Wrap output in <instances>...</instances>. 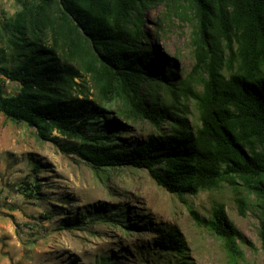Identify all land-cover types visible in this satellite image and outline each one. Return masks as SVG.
<instances>
[{"label": "trees", "instance_id": "1", "mask_svg": "<svg viewBox=\"0 0 264 264\" xmlns=\"http://www.w3.org/2000/svg\"><path fill=\"white\" fill-rule=\"evenodd\" d=\"M15 1L19 9L0 23L13 62L0 58V77L19 85L6 94L0 84L4 117L87 163L98 178L111 169H144L182 199L226 186L241 215L248 201L260 210L264 243V0ZM157 5L164 19L190 25L193 64L184 75L174 61L161 68L164 59L145 30L147 11ZM83 77L90 94L85 80L76 81ZM187 101L195 123L187 119ZM136 120L152 127L137 142L125 139ZM17 186L24 197L41 198L36 174ZM89 220L128 233L149 229L160 251L179 255L186 248L178 230L131 221L125 205H94L57 229ZM205 222L232 256L241 255L240 232L222 201H213ZM107 258L96 263L112 264Z\"/></svg>", "mask_w": 264, "mask_h": 264}, {"label": "rangeland", "instance_id": "2", "mask_svg": "<svg viewBox=\"0 0 264 264\" xmlns=\"http://www.w3.org/2000/svg\"><path fill=\"white\" fill-rule=\"evenodd\" d=\"M19 7L15 0H0V23ZM163 12L162 5L151 7L144 27L154 51L164 59L161 68L174 61L184 75L193 64L190 25L177 18L164 19ZM2 56L7 64H13L0 33ZM82 80L88 94L93 92L87 77L76 79ZM0 84L6 94L19 89L16 82L4 77H0ZM185 111L187 119L195 123L192 101L186 102ZM127 128L125 139L136 142L152 132L148 123L139 120L130 122ZM163 128L167 130L168 124ZM36 164L40 165L35 172ZM34 174L42 184L40 199L24 197L17 186ZM213 201L225 204L240 232L236 243L241 255L232 256L206 224ZM247 203L241 215L226 186L182 199L157 186L144 169H111L98 178L87 163L59 153L52 143L38 140L33 128L0 113V264H102L96 263L100 255H106L112 264H264L261 212L250 201ZM94 205H125L131 221L146 219L148 228L162 224L178 230L186 243L184 253L160 251L149 229L128 233L110 222L94 220L79 229H57L64 218L87 215ZM191 211L201 220H195Z\"/></svg>", "mask_w": 264, "mask_h": 264}]
</instances>
